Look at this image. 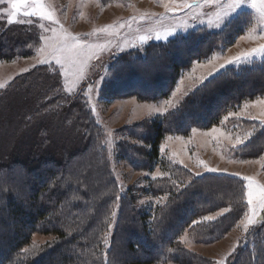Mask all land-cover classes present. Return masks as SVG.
Listing matches in <instances>:
<instances>
[{"label": "rangeland", "instance_id": "rangeland-1", "mask_svg": "<svg viewBox=\"0 0 264 264\" xmlns=\"http://www.w3.org/2000/svg\"><path fill=\"white\" fill-rule=\"evenodd\" d=\"M231 2L44 0L51 20L25 16L21 10L10 23L11 5L7 0H0V48H8L4 36L12 34V29H18V35L28 38L27 46L15 57L0 59V163L13 167L19 159L24 162L33 158L36 154L31 151L36 141L29 134V127L19 120L29 113L31 121L38 118V123H44L47 116L50 123H45L48 126L44 135L48 139L41 143L46 147L41 151H45L44 161L49 158L55 161H50V165L42 164L43 170L59 168L66 173L68 167L91 162L93 166L90 167H95L103 177L102 188L112 196L104 194L100 199L103 202L99 211L105 213L97 217L101 221L98 230L93 232L95 254L105 264H136L144 259V253H131L126 245H121V255H116L120 231L131 227L133 232L138 231L133 240H141L144 235L155 240L152 232L163 216L168 218L172 212L185 214L188 210L183 206L171 208L177 203V195L195 178L207 174L240 178L241 200L233 203L229 197L221 195L225 199L221 206L199 213L192 222L190 217L178 230L173 243L165 246L163 258H158L154 264H235L239 260L242 263L239 257L249 245L256 249L252 254L260 253L249 239L264 238V212L255 206L254 213L253 206L248 204V181L243 178L252 177L256 183L264 185V142L255 141L258 135L264 137V92L242 97L241 102L227 107L221 119L209 128L194 127L187 133L165 134L152 162L146 154L153 149L150 143L152 124H161L187 96L229 68L250 70L264 65V51L241 56L264 45V16L251 6L250 0L234 11L228 7ZM243 12L246 17L240 21L246 23L235 22ZM231 26L240 30L233 43L181 69L173 90L166 97L145 100L133 94L120 95L112 89L111 83L119 81L114 80L117 77L114 65L124 53L144 50L152 42H167L181 34L201 29L221 32ZM65 34L90 47L75 62L65 60L61 64L49 52L56 38ZM233 57L240 59L232 61ZM23 80L30 82L22 83ZM34 80L40 81L39 86H33ZM13 84V89L18 84L19 88L10 91ZM245 86L252 90L251 86ZM243 89L244 85L240 84L228 90L237 95ZM132 90L145 94L141 88ZM216 99L220 103L227 97ZM78 109L80 113L76 112ZM17 126L21 129L17 130ZM66 132L77 134L75 138H85L78 141V145H83V152H79V148L77 151L78 145L64 146L65 138L70 137ZM55 140L58 146L54 145ZM13 168L15 174H21L19 167ZM71 173L75 174V170ZM214 178L219 177H212V182L220 181ZM105 198H108L107 204ZM74 199L75 203L83 197ZM191 199L187 197L182 205L189 204ZM234 212L242 213L229 230L217 228L216 224L215 233L207 235L215 221L218 223ZM49 228L33 234L30 247L24 250L27 255L37 256L48 251L60 239L57 234L46 232ZM171 233L172 229L168 230V234ZM262 244L259 245L263 247L260 264H264ZM116 257H122V262L117 263Z\"/></svg>", "mask_w": 264, "mask_h": 264}, {"label": "trees", "instance_id": "trees-1", "mask_svg": "<svg viewBox=\"0 0 264 264\" xmlns=\"http://www.w3.org/2000/svg\"><path fill=\"white\" fill-rule=\"evenodd\" d=\"M245 14V12L240 14L235 22L245 24V20L240 21L242 17H246ZM17 30L12 29L10 30L12 34L4 36L8 48L1 46L0 59L15 57L27 46L28 38L21 35V32L18 35ZM238 34L240 30L232 29V26L221 32L201 29L187 35L181 34L167 42H152L144 50L124 53L114 65L117 71V77L114 80L119 81L115 84L111 83L113 84L112 89L120 95L133 94L145 100L166 97L173 90L181 69L191 66L196 60L210 56L220 47L232 44ZM29 82V80L22 81V83ZM32 82H34L33 86H39L40 81ZM240 84L244 85V89L238 92L239 94L233 95L234 93L229 92L228 89H233ZM245 84L251 86L252 90H247ZM13 86L14 84L10 87V91L19 88V84L14 89ZM135 88H141L145 94H137L132 90ZM263 92L264 65L250 70L247 67L227 69L187 96L175 111L162 119L161 124H152L153 133L150 143L153 149L150 153H146L148 161L152 162L153 155L156 158L158 144L165 134L187 133L194 127L209 128L221 119L227 107L236 101H242V97H251ZM217 97H227V99L217 103ZM76 112L80 113L81 110L78 109ZM73 115L71 112L70 116ZM31 118L28 113L19 121L29 127V134L36 141L33 145L37 144L31 152L36 155L24 162L19 159L15 163L13 167H19V173H21L19 175L14 173L13 167L2 166L4 164L0 163V264H105L103 259L97 258L95 254L96 243L93 235V232L98 230V223L101 221L97 217L105 213V211L101 213L99 211V205L103 202H100V199L104 194L112 197L107 194L105 188H102L104 186L103 177L99 176L95 167V169L90 167L93 165L88 161L77 164L76 167H68L66 173L59 168L43 170L42 164L50 165V161H55L53 158L44 161L45 151H41L46 149L41 143H45L48 139L44 135L46 126H48L45 123H50V120L45 116L44 123H38V118L34 121H31ZM81 121L80 117L79 122ZM18 129L21 127L17 126ZM62 129L65 128L62 126ZM66 134L70 136L65 138L64 146L67 147L72 144L77 146L78 141L85 139L82 136L75 138L77 134L68 132ZM72 139L74 142L71 141ZM255 141L263 143L264 137L258 135ZM57 142L58 140L56 144L54 142V145H57ZM82 146L79 144L77 151L79 148V152H83ZM72 170H75V174L71 173ZM212 177H219L214 179L220 181L212 182ZM221 195L229 197L233 203L241 200L243 187L240 178L224 174H207L195 178L177 195L175 200L177 203L171 207L180 209L183 206V209H188L185 214L172 212L168 218L163 216L157 222L155 231L152 232L155 240H151L150 236L145 238L146 235L141 240H133L132 238L137 235L138 231L135 230L134 233L131 227L124 228L118 235L119 239L116 240V255H121L120 247L126 245L131 253L145 254H143L145 260L137 259L141 261H136V264H154L158 258H163L165 246L173 243V239L179 234L178 230L186 225L190 217L192 222L199 213L207 209L214 210L223 204L225 199L221 198ZM76 196H82L83 200L74 203ZM187 197L192 198L191 201L189 204L182 205ZM104 201L107 204L108 198ZM73 203L76 205L75 208ZM241 213L227 214L218 223L215 221L209 227L207 235H212L219 227H222L224 231L229 230L234 221L239 219ZM49 226L46 232H53L60 239L48 248V251L40 252L37 256L27 255L25 251L31 245L33 234ZM164 229H172V233L168 234V230L165 232ZM249 242L257 246L260 253L252 254L256 249L249 245L244 248L243 254L239 257L242 263L239 260L235 264L261 263L260 255L263 247L259 245H263L264 238L259 237L252 241L250 237ZM116 262H122V257H116Z\"/></svg>", "mask_w": 264, "mask_h": 264}, {"label": "snow or ice", "instance_id": "snow-or-ice-1", "mask_svg": "<svg viewBox=\"0 0 264 264\" xmlns=\"http://www.w3.org/2000/svg\"><path fill=\"white\" fill-rule=\"evenodd\" d=\"M212 2H219V0H212ZM247 0H232L228 6L231 11H234L240 7ZM251 6L257 8L261 15L264 16V0H250ZM7 3L11 5V13L9 14V22H12V18L16 16L21 10H24L25 16H38L40 18L52 19L50 11H46L44 7V0H7ZM167 33L165 38H167ZM160 36L157 34V39ZM141 39H144L143 37ZM86 45L76 39L70 37V34H65L63 37L56 38V42L50 45L49 55L52 56L57 63H63L65 60L69 62H75L77 58L85 54V49L89 48ZM257 51H264V45H261L259 49L253 48L241 56L247 57ZM240 57H233L232 61L238 60ZM231 62V61H230ZM208 171H217L216 169H208ZM244 180L248 181L247 184V202L250 206H253V212L255 213V206H258L261 212H264V185L256 183L252 177H244ZM251 222V218L249 220Z\"/></svg>", "mask_w": 264, "mask_h": 264}]
</instances>
